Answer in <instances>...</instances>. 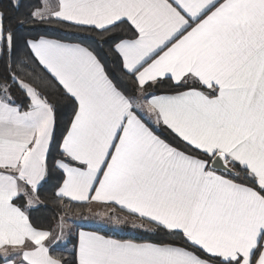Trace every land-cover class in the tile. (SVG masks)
Wrapping results in <instances>:
<instances>
[{
    "label": "snow or ice",
    "instance_id": "obj_1",
    "mask_svg": "<svg viewBox=\"0 0 264 264\" xmlns=\"http://www.w3.org/2000/svg\"><path fill=\"white\" fill-rule=\"evenodd\" d=\"M54 25L108 44L132 87L89 44L52 38ZM0 59L3 264H264V0H41L0 11ZM52 176L62 208L114 204L165 236L80 230L71 261L54 255L63 215L54 236L29 214Z\"/></svg>",
    "mask_w": 264,
    "mask_h": 264
},
{
    "label": "trees",
    "instance_id": "obj_2",
    "mask_svg": "<svg viewBox=\"0 0 264 264\" xmlns=\"http://www.w3.org/2000/svg\"><path fill=\"white\" fill-rule=\"evenodd\" d=\"M24 7L16 10L11 7V0H0V11L5 12L6 18H16L22 16V14L27 10L29 6H41V0H23ZM7 22V20H6ZM13 28L16 27L15 20L12 21ZM55 31L49 33L52 38L56 39H66L67 42H74V43H86L89 44L98 54L99 58L105 64L107 71L109 72L110 76L116 80L118 83L121 84L122 87L131 88L132 85L128 83L126 80H122V73H121V65L120 60L117 56L113 55L109 50L108 44H103L102 46H98L96 42L88 41V40H77L71 38V33L75 30L70 29L67 26L60 27L59 25H54ZM22 32V30H18V35ZM65 33H69L68 36L64 35ZM90 35H94L98 37L97 33L89 32ZM31 71V69H28ZM4 65L3 60L0 59V73H3ZM171 81L165 80L162 88H166ZM13 95L16 97L17 102L20 104H26L27 99L23 92H21L18 88L12 89ZM71 116V102L61 103L58 107L57 112V126H56V134L59 137L60 134L64 131L67 121ZM157 134L160 135L162 138L168 140L169 142H174L172 136L169 134V131L161 127ZM57 155L55 149H53L49 160ZM58 176H52L48 179L46 183L40 188V196L42 200V205L38 206L37 208L30 211V219L32 223L40 228L51 230L56 222H58V218L61 215H64L67 211H70L71 214L77 213L79 209L83 210L87 207V204H71L68 208H62L57 202V198L54 196V189L56 187V180ZM67 203V201H64ZM165 236L164 233L160 232H140L139 236L133 237L134 240L137 241H157L160 240ZM71 250L66 249H52V253L56 256L64 258L66 261H71L74 257V253L72 252L73 246L75 245V237H71ZM1 261V260H0Z\"/></svg>",
    "mask_w": 264,
    "mask_h": 264
},
{
    "label": "rangeland",
    "instance_id": "obj_3",
    "mask_svg": "<svg viewBox=\"0 0 264 264\" xmlns=\"http://www.w3.org/2000/svg\"><path fill=\"white\" fill-rule=\"evenodd\" d=\"M85 211H86V208L83 209V210L79 209L78 211H76L77 213H75V214H71L70 211H67L63 215L65 223L68 225V227L65 229L64 237L58 242V244L56 245V247L54 249L71 250V246H72L71 237L74 236L75 228H77L79 226H96V227L98 226L100 228L106 229L107 232L112 233V234H129V235H133V237L139 236L140 232H145L143 230L133 229V228L130 227L131 221L134 220L133 218L123 219V216L121 214H120V216L116 215L115 211H113V210H112L113 215L115 217H117L118 219L124 221L123 225H125V226H123L122 224L117 225L109 217L104 219V220L99 221L100 224L95 222V221H93V220L83 219L82 217L85 215L84 214ZM58 222H59V220H58ZM129 228H131L132 230H130ZM52 230H54L53 231L54 233L57 232V230H58L57 229V222L54 224ZM58 232H59V230H58Z\"/></svg>",
    "mask_w": 264,
    "mask_h": 264
},
{
    "label": "crops",
    "instance_id": "obj_4",
    "mask_svg": "<svg viewBox=\"0 0 264 264\" xmlns=\"http://www.w3.org/2000/svg\"><path fill=\"white\" fill-rule=\"evenodd\" d=\"M50 2H54V0H50ZM112 210L115 211L116 215L120 216V214H121L123 216V219H126V218L135 219V217L131 216L126 210H122L121 208H119L118 206H116L114 204L105 205V204L96 203V202L87 203L86 211L84 212L85 215L82 218L86 219V220H93V221H95V222L100 224L99 221L104 220V219H106L108 217L110 218V216L113 215ZM103 213H108V214L107 215H102ZM57 224H58V222H57ZM123 226H125V225H123ZM129 229L132 230L131 228H129ZM80 230L98 232L101 235L111 236V237H113L115 239H133V235H129V234H112V233L107 232L106 229L100 228L98 226L97 227L96 226H79V227L75 228V230H74L75 244L77 242V233ZM52 231H54V230H52ZM53 234H54V236L55 235H59L58 230H57L56 233L53 232ZM58 242L59 241H55V240L49 242V246H50L51 250L56 247ZM15 259L17 260V264H19V258L16 257ZM0 264H3L2 260L0 261Z\"/></svg>",
    "mask_w": 264,
    "mask_h": 264
}]
</instances>
